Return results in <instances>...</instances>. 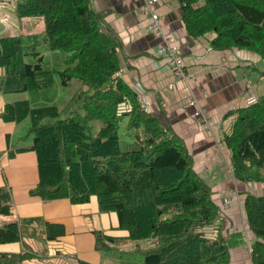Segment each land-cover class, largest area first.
<instances>
[{
    "label": "trees",
    "instance_id": "16d2710c",
    "mask_svg": "<svg viewBox=\"0 0 264 264\" xmlns=\"http://www.w3.org/2000/svg\"><path fill=\"white\" fill-rule=\"evenodd\" d=\"M177 1L188 37L210 35L212 49H245L264 60V0ZM13 9L19 19L42 17L43 36L0 37V92L50 87L51 72L59 75L63 87L72 79L85 86L71 98L74 108L64 109L65 118H59L54 105L31 107L28 99L5 104L2 118L28 119L27 134L33 136L30 146L21 148L34 151L37 158L39 180L30 193L45 201L68 198L72 203L88 202L95 195L101 212L117 214L129 240L148 245L143 264H231L219 231L212 237L205 232L219 217L211 186L193 169L181 137L141 106L121 76L122 64L130 66L122 39L90 0H15ZM41 43L66 53L62 68L43 69ZM127 105L130 109L124 110ZM230 114L236 116L223 141L231 174L245 184H264V93L225 116ZM122 115L129 117L128 127L140 131L127 150L120 146ZM242 193L245 223L255 236L250 262L264 264V191ZM12 214L10 192L0 187V216ZM40 219L0 226V243L17 242L36 225L43 227L47 239L63 233L61 224ZM95 233L99 248L101 233ZM28 257L26 252H0V264H19Z\"/></svg>",
    "mask_w": 264,
    "mask_h": 264
},
{
    "label": "crops",
    "instance_id": "0c3cea01",
    "mask_svg": "<svg viewBox=\"0 0 264 264\" xmlns=\"http://www.w3.org/2000/svg\"><path fill=\"white\" fill-rule=\"evenodd\" d=\"M90 2L122 39L125 62L130 66L122 69L121 76L138 95L146 96L150 112L181 137L193 157V169L211 186L224 232L242 230L239 206L244 197L242 192H263L264 187L250 189L253 183L245 184L232 176L223 137L236 115L226 117L225 114L246 105L247 85L257 97L264 93V60L245 49H212L208 43L210 35L191 39L181 21L178 1L164 2L165 10L156 13L162 29L172 34V43L183 61L186 57L185 72L191 76L186 85L155 55L160 38L147 30L150 14L142 10L143 0ZM14 3L15 0H0V37L42 32L43 18H17ZM139 52L145 54L131 56ZM3 73L0 67V77ZM192 93L205 109L206 122L192 116L193 108L185 107ZM8 94L11 93L0 92V187L10 192L13 214L0 216V226L37 217L61 224L63 233L47 239L43 227L36 225L28 228V233L21 235L19 241L0 243V252H26L29 257L19 264H65L58 256L61 252L73 254L82 264H143V256L138 262L129 253L148 245L129 240L128 232L119 228L117 214L101 212L95 195L88 202L72 203L68 198L45 201L30 193L39 180L37 158L34 151L21 149L31 144L21 135V130L27 129L21 127L22 121H5L1 116L6 103L19 100L16 95ZM218 172L226 175L213 176ZM226 200H230L229 204L221 208ZM95 232L101 233L99 248ZM205 232L212 237L217 231L208 226ZM230 259L231 264H251L246 248L242 247L232 249Z\"/></svg>",
    "mask_w": 264,
    "mask_h": 264
},
{
    "label": "rangeland",
    "instance_id": "374dc122",
    "mask_svg": "<svg viewBox=\"0 0 264 264\" xmlns=\"http://www.w3.org/2000/svg\"><path fill=\"white\" fill-rule=\"evenodd\" d=\"M171 0H161L159 2L160 6H154V11L158 14L160 12H163L165 10L164 2L169 3ZM142 10L148 15V11L145 9V7H142ZM150 23V18L148 15V23ZM43 36L42 32L36 33ZM38 50L41 51V54L43 55V62L42 67L43 69L52 70L54 68H62L63 66V57L66 55L65 52L57 51V50H49L44 46V43H41V45H38ZM183 58V57H182ZM27 61L34 62L33 59L27 58ZM184 62L186 61V57H184ZM50 76H52V85L47 88H41L35 91H27V92H18V93H11L8 95H16L18 99H28L30 101L31 107H41V106H56L60 111L59 118H65L67 115V111H64V109L67 107V109H73L74 105H71V98H73L80 90L84 89L85 86L77 79H72L70 83L63 87L61 85V81L59 79V75L57 73H50ZM254 76V74H253ZM253 80V79H252ZM63 110V111H62ZM129 117L127 115H122L119 119V137H120V146L123 150H127L129 148H132V143H134L135 135L138 133L140 134V131L128 127ZM28 119L22 120L21 127L24 128L28 127ZM27 129L21 130V135L26 139L28 138V141L32 143L33 136L31 134H26ZM27 141V142H28ZM38 168V167H37ZM224 175H226L225 172L223 173H216L215 177L222 178ZM207 177L206 175L204 176ZM264 187V184H252V187L250 189L257 190L258 188ZM240 210L242 216H241V228L242 230L232 231V232H224L223 226V219L222 216L219 215L217 219L210 225L215 227L216 231H219L220 235L223 236L225 243L227 244L229 248V253L232 249L242 247L243 249L246 248L248 254H249V246L248 240L251 243L252 240L255 238V236L250 233L249 229L246 226L244 215L242 212V201L239 202ZM254 241V240H253ZM142 243H145V241H141ZM139 249L132 250L129 255L131 258L136 259V261L140 262L142 259V256L144 257L145 253V246L136 247Z\"/></svg>",
    "mask_w": 264,
    "mask_h": 264
},
{
    "label": "built area",
    "instance_id": "2783aa9c",
    "mask_svg": "<svg viewBox=\"0 0 264 264\" xmlns=\"http://www.w3.org/2000/svg\"><path fill=\"white\" fill-rule=\"evenodd\" d=\"M161 0H143V6L150 14V23L147 25V30L155 34L160 38V44L155 48V55L165 61V67L173 69L177 76L183 80V82L188 85L191 81V76L187 75L185 72V63L181 57L179 51L172 43V34L165 32L160 23L159 16L154 11V6H156ZM138 99L143 108L149 110V101L147 100L144 94L138 95ZM258 97L255 95L253 89L247 85L246 94L244 97L246 105L253 104L257 101ZM186 108H193L192 116L196 118L203 119L206 122L205 109L199 104L197 98L192 93L185 103ZM129 105L126 106V109L129 110ZM230 200L224 201L221 205L225 207L229 204ZM151 243V240L149 241ZM58 256L65 262V264H81L73 254L68 252H61Z\"/></svg>",
    "mask_w": 264,
    "mask_h": 264
},
{
    "label": "water",
    "instance_id": "95a60500",
    "mask_svg": "<svg viewBox=\"0 0 264 264\" xmlns=\"http://www.w3.org/2000/svg\"><path fill=\"white\" fill-rule=\"evenodd\" d=\"M122 67H123V69L125 68L123 64H122Z\"/></svg>",
    "mask_w": 264,
    "mask_h": 264
}]
</instances>
